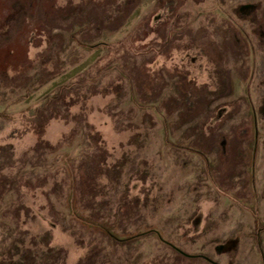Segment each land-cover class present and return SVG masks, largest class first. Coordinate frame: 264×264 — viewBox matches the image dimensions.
<instances>
[{
  "label": "rangeland",
  "instance_id": "1",
  "mask_svg": "<svg viewBox=\"0 0 264 264\" xmlns=\"http://www.w3.org/2000/svg\"><path fill=\"white\" fill-rule=\"evenodd\" d=\"M0 264H264V0H0Z\"/></svg>",
  "mask_w": 264,
  "mask_h": 264
}]
</instances>
